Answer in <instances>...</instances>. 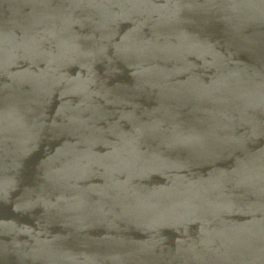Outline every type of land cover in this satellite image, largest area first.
<instances>
[{
    "label": "water",
    "instance_id": "1",
    "mask_svg": "<svg viewBox=\"0 0 264 264\" xmlns=\"http://www.w3.org/2000/svg\"><path fill=\"white\" fill-rule=\"evenodd\" d=\"M0 264H264V0H0Z\"/></svg>",
    "mask_w": 264,
    "mask_h": 264
}]
</instances>
